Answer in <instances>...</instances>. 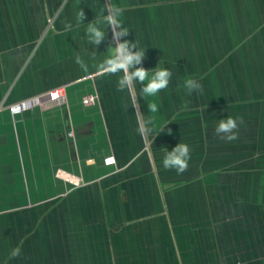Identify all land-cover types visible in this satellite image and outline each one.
Here are the masks:
<instances>
[{"label": "crops", "instance_id": "crops-1", "mask_svg": "<svg viewBox=\"0 0 264 264\" xmlns=\"http://www.w3.org/2000/svg\"><path fill=\"white\" fill-rule=\"evenodd\" d=\"M117 9L149 75L172 71L156 96L100 68L112 29H86ZM54 89L66 105L9 110ZM0 264H264V0H0Z\"/></svg>", "mask_w": 264, "mask_h": 264}, {"label": "clouds", "instance_id": "clouds-1", "mask_svg": "<svg viewBox=\"0 0 264 264\" xmlns=\"http://www.w3.org/2000/svg\"><path fill=\"white\" fill-rule=\"evenodd\" d=\"M119 14L120 12L117 9L109 13L103 19L98 18L88 23L86 34L89 38V42L95 46L105 40L106 33L101 28V24H107L111 27L113 32V42L115 43L114 53L102 62L100 68L106 74H123L117 81L118 91L131 89L136 83H140L143 85L141 93L144 97L156 96L161 90L168 87L172 77V71L167 68H156L151 76L149 75L151 70L142 66V62L145 58V51L137 50V45L131 41H121V38L128 36L129 32L121 26L118 19ZM79 19L85 20L83 11H81ZM67 27H70V25ZM77 63L82 62L78 59ZM145 81H147V83H145ZM183 86L190 92L202 91V85L193 79L186 80ZM147 107L151 113H156L158 111L156 103H150ZM151 123V117L138 122L137 131L141 136L151 134L153 131V129L149 127ZM242 123V119L238 120L232 117L221 119L214 128V135L229 142L234 141L238 138L239 125ZM163 130L164 128L161 132ZM190 152L191 149L186 143H178L171 151L165 153L162 161L163 167L165 169H174L177 174H183L189 167ZM18 254V251H14L13 253V255Z\"/></svg>", "mask_w": 264, "mask_h": 264}, {"label": "built area", "instance_id": "built-area-1", "mask_svg": "<svg viewBox=\"0 0 264 264\" xmlns=\"http://www.w3.org/2000/svg\"><path fill=\"white\" fill-rule=\"evenodd\" d=\"M85 104L94 102V97H87L84 99ZM67 104V96L64 89H54L43 94L36 95L34 97L22 100L9 107V110L13 114L23 113L30 109H39L40 111H49L56 107H60ZM112 161V159H108ZM71 181L75 185L80 184V180L72 178Z\"/></svg>", "mask_w": 264, "mask_h": 264}]
</instances>
